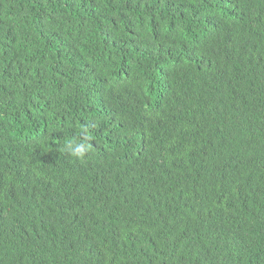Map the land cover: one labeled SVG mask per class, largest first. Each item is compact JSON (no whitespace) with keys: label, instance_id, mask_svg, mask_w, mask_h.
Listing matches in <instances>:
<instances>
[{"label":"trees","instance_id":"1","mask_svg":"<svg viewBox=\"0 0 264 264\" xmlns=\"http://www.w3.org/2000/svg\"><path fill=\"white\" fill-rule=\"evenodd\" d=\"M0 264H264V0H0Z\"/></svg>","mask_w":264,"mask_h":264},{"label":"clouds","instance_id":"2","mask_svg":"<svg viewBox=\"0 0 264 264\" xmlns=\"http://www.w3.org/2000/svg\"><path fill=\"white\" fill-rule=\"evenodd\" d=\"M81 134L85 140L90 139L88 129L86 127L81 129ZM65 150L73 157L83 159L90 152L91 145L79 140H69L65 145Z\"/></svg>","mask_w":264,"mask_h":264}]
</instances>
